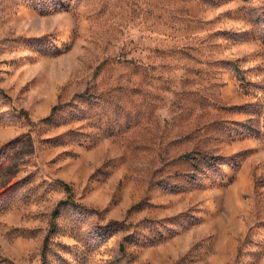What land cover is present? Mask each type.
Masks as SVG:
<instances>
[{"label": "rangeland", "instance_id": "rangeland-1", "mask_svg": "<svg viewBox=\"0 0 264 264\" xmlns=\"http://www.w3.org/2000/svg\"><path fill=\"white\" fill-rule=\"evenodd\" d=\"M44 250L264 264V0H0V264Z\"/></svg>", "mask_w": 264, "mask_h": 264}, {"label": "trees", "instance_id": "trees-1", "mask_svg": "<svg viewBox=\"0 0 264 264\" xmlns=\"http://www.w3.org/2000/svg\"><path fill=\"white\" fill-rule=\"evenodd\" d=\"M3 93V92H2ZM186 159L190 160L191 159V155L189 156H185ZM214 160L212 161V163L210 164V167H217V159L216 158H213ZM69 201H66V202H63L61 205H69ZM55 214H59V211H57ZM53 232V230H51V233ZM44 258H43V264H46V256H45V250H44Z\"/></svg>", "mask_w": 264, "mask_h": 264}]
</instances>
